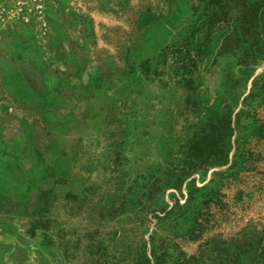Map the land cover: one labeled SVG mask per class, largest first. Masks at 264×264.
<instances>
[{
	"label": "rangeland",
	"instance_id": "1",
	"mask_svg": "<svg viewBox=\"0 0 264 264\" xmlns=\"http://www.w3.org/2000/svg\"><path fill=\"white\" fill-rule=\"evenodd\" d=\"M138 1L139 19H93L97 73L82 70L73 143L50 169L44 123L5 86L46 28L23 19L41 0H0V175L43 188L18 250L30 264H264V0Z\"/></svg>",
	"mask_w": 264,
	"mask_h": 264
},
{
	"label": "crops",
	"instance_id": "2",
	"mask_svg": "<svg viewBox=\"0 0 264 264\" xmlns=\"http://www.w3.org/2000/svg\"><path fill=\"white\" fill-rule=\"evenodd\" d=\"M39 12L36 18L32 12L23 19H44L46 28L36 34V41H27L25 47L15 50V61L7 66L14 78L9 76L5 86L20 93L36 110L35 118L44 123L47 138L42 144L49 154L41 162L45 168L55 169L65 160L66 144L73 143L72 120L80 117L74 105L87 96L80 83L82 70L96 72L93 19H139V1L41 0ZM87 29L90 32H84ZM39 130L33 134L40 135ZM29 150L39 149L31 143ZM16 181L13 176L0 175V264H30L18 249L26 245L24 223L34 215L43 188L39 182L26 187Z\"/></svg>",
	"mask_w": 264,
	"mask_h": 264
}]
</instances>
